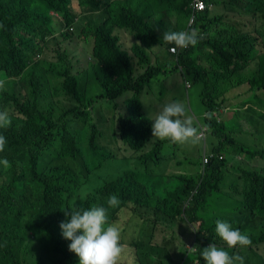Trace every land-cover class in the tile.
I'll return each mask as SVG.
<instances>
[{
  "label": "trees",
  "instance_id": "obj_1",
  "mask_svg": "<svg viewBox=\"0 0 264 264\" xmlns=\"http://www.w3.org/2000/svg\"><path fill=\"white\" fill-rule=\"evenodd\" d=\"M204 1L206 10L190 27L193 0L140 1L153 19L161 12L168 19L172 11L179 22H171L169 30L198 31L196 46L171 54L173 44L155 43L149 27L118 10L121 0H80L92 15L78 23L71 0H0V80L6 81L0 110H9L12 121L0 129L7 138L0 160L10 162L9 167L0 164V264H72L71 241L59 227L70 218L61 209L74 201L85 208L108 207L111 195L120 200L108 209L112 220L127 209L139 217L140 209L153 215V220L141 221L131 243L132 258L124 263L121 256L119 264H206L201 253L210 244L243 256L245 264H264V162L255 167L241 163L245 152L234 148L230 135L211 142L209 151L204 145L201 159L216 157L205 176L142 179V164L166 144L146 151L153 118L141 99L156 76L169 72L159 58L182 76L185 86L191 81L200 88L204 112L210 114L204 119L213 130L204 144L209 135L225 130L212 113L231 88L248 83L264 89V0ZM52 12L59 18L62 39H73L69 28L75 26L95 42L92 59L75 72L61 54L58 61L41 57L53 41ZM245 20L253 21V27L242 33L233 23ZM121 29L139 42L134 44L136 57L124 48ZM158 46L165 53L153 52ZM234 120L242 121L238 114L229 123ZM246 120L256 124L254 135L261 132L257 118ZM109 138L124 142L131 154L121 157ZM260 141L264 144V137ZM232 161L237 165L226 172ZM219 176L220 185L214 183ZM82 191L87 195L80 200ZM217 219L247 233L252 244L228 248L215 232Z\"/></svg>",
  "mask_w": 264,
  "mask_h": 264
},
{
  "label": "rangeland",
  "instance_id": "obj_2",
  "mask_svg": "<svg viewBox=\"0 0 264 264\" xmlns=\"http://www.w3.org/2000/svg\"><path fill=\"white\" fill-rule=\"evenodd\" d=\"M140 1L141 0H121L118 10L124 12L126 15H131L138 18L139 22H142L143 27L150 28L153 41L155 43H163L161 39L162 33L171 28V22H179L178 18L174 16L172 11H169L170 16L168 19L163 17V12H161L155 19H153L145 10H143ZM72 6H74L77 13H81V9L78 6V0L72 2ZM218 10L222 11L223 5H221ZM54 16L56 20V26H58L59 18L56 15ZM233 24L237 25L239 31H242V33H247V31H249L253 27L252 24L249 25L244 21L234 22ZM256 27L260 28V25L256 24ZM262 31L264 34V29H262ZM120 34H122L123 43L127 44V46L131 47L134 44H137V40L135 38L130 39V36L132 35L129 33V31L121 29V31H118V35ZM94 44L95 42L93 39L87 40L86 38L75 36L73 39L65 41L64 39L60 38L59 35H57L56 41H52L45 47L43 54H41V57L56 60V51L58 49H60L61 51H65L68 55V60L72 61L74 64L75 72V69L77 67L86 65L87 59H92L91 54L94 49ZM153 52L163 54L165 53V48L158 46L154 48ZM159 61L161 65L164 66V70H169V72H161L158 76H156L152 81L149 92L141 96V99L146 104V107L143 110L146 112L149 118L153 116L155 117L157 113L154 114V107H163V105L166 103L176 101L174 99L175 96H179V98L182 99L185 94L187 99H182L179 101L183 102L188 100L191 103L194 109V113H191V117L193 118L194 123L198 126V120L202 122V114L200 113L198 108H202V110L204 111V106L200 97V88L196 86L192 87L193 83L191 81V88H187V86L182 83L180 75L178 73L175 74L174 72H171V65L165 66L166 61H164L162 58H159ZM238 99L243 103L234 108V110L242 121L240 122V124L237 120L229 123L226 118V112L220 111L217 115L219 121L225 124V130L220 131L218 135L208 136L206 141V150L209 151V145L211 142H215L216 144V142H218L219 139L222 138L226 133L227 135H230L234 148H242V151L245 152V154H240V162L243 163L247 161L253 167H255L257 166L256 162H264V144H262L260 141V138L264 137V133L261 129V127H264V91L252 89L250 85L247 84L246 90L238 94ZM234 100L235 98H230L225 103V106L230 107L232 104H234ZM65 102L67 103V101ZM122 111L126 113L127 108H123ZM250 117L258 119V126L261 132L257 135H254L256 124H252V121L250 123L248 120H246ZM109 141L113 140L109 138ZM161 141L164 140H160L155 137L153 138L151 134L150 143H148L146 151H152L154 146ZM111 147L115 150H118L121 157L131 154V152L128 151V146L122 141H113L111 143ZM203 152V141H200L196 145L178 144L177 146H172L166 143L164 146H162L159 153H157L156 155L151 154L150 160L142 164L141 172L143 173V182H146L151 178H155L154 175H156L157 177L165 175V179L178 174L195 175L196 173H199L201 175H205L206 173H208L210 168L201 167V158L203 156ZM223 152L229 155L227 149L223 150ZM158 154L159 157H161L160 162L157 160ZM259 154H261L262 156L259 157ZM249 156H252V159L248 160ZM234 165L237 164L232 161L231 164L226 165L225 168L226 170L230 171ZM113 173L116 172L114 171ZM215 182L218 185L221 184L218 180H215L214 183ZM139 213L142 214L143 217H139L138 215L134 214L131 209H127L123 211L120 216L119 223L122 228H125L127 230V241H131L133 236H137L139 231L137 223H139V219L141 221H144V219L153 220V215L151 213H146L144 209H140ZM143 224L148 227L146 223L143 222ZM126 245L127 253L123 260L124 263H127L132 258L133 253V249L129 247V244ZM72 264H79V260L74 261Z\"/></svg>",
  "mask_w": 264,
  "mask_h": 264
},
{
  "label": "clouds",
  "instance_id": "obj_3",
  "mask_svg": "<svg viewBox=\"0 0 264 264\" xmlns=\"http://www.w3.org/2000/svg\"><path fill=\"white\" fill-rule=\"evenodd\" d=\"M72 2H75V0H71V8L75 11V14L78 15L76 23H78L80 19L92 15V13L86 12L84 8H82L80 0H78V6L81 9V13H77L74 6H72ZM51 16L53 17L52 25L54 28V36L50 39L56 41L57 35L61 38L60 23L56 26L53 12ZM89 25V20H86V27L88 29ZM69 30L80 38H84L89 34H81L75 26H71ZM161 39L166 44H173L168 49L169 53L179 54L181 50L190 48V46L194 47L198 44L199 33L195 28L181 31L167 30L162 33ZM123 46L126 50L130 48V46L124 43ZM172 47H174L172 49L173 51L178 49V52L172 53L170 51ZM59 54L63 55L65 62L72 67L71 69L73 72L75 68L74 64L72 61L68 60V55L65 51L58 49L56 51L57 59L52 61H58ZM37 56H39V54ZM156 63L157 61L153 62L152 60V64ZM245 73L249 75V72ZM5 84L6 81L0 80V90L5 89ZM187 88H190V82L187 83ZM260 90L264 91V89ZM124 99L125 98H122L120 100L122 103V110L125 107L127 108L126 104L123 103ZM220 108L212 113L216 121H219L217 113L220 111ZM188 111L189 106L185 102L183 103L179 100L166 103L163 107H159L156 111L157 114L155 113V117H151L153 118L152 131L148 140L150 141V136L152 134L153 138L164 140L161 142H165L172 146H177L178 144L196 145L200 141L204 142L206 134L208 132L213 133L212 128L208 126L207 121L204 119V117L208 115L210 118L209 112H203L202 122L198 120V127L194 123L193 118L188 115ZM11 122L9 110H0V129H6L11 125ZM202 130H204V135ZM6 144L7 138L0 134V152L4 151ZM214 162L215 159L207 164L206 167L209 168ZM0 164H3L5 167L10 166V162L6 158L0 160ZM201 167H203V159H201ZM86 195L87 193L82 191L80 200H83ZM119 204V198L116 195H111L107 200L108 207L92 205L85 208L82 205L77 206L74 201L71 206L61 209L64 211L65 216L70 218L66 221H62L59 227L63 238L71 241L68 248L69 251L72 252L71 259L73 262L79 260V264H119L121 256H125L127 253L126 244H129V247L133 248L131 243L138 237L141 230V220L139 219V223H137L139 227L137 236H133L131 241H127V230L120 225V216H118V220H112L108 211L109 208L117 207ZM215 232L228 248L237 246L243 248L252 244V240L247 233L242 232L239 228H234L231 223L225 220L217 219L215 221ZM191 245L192 244H190V246ZM201 256L206 264H245L243 256L238 254L230 255L225 248L218 247L216 244H210L204 247Z\"/></svg>",
  "mask_w": 264,
  "mask_h": 264
},
{
  "label": "crops",
  "instance_id": "obj_4",
  "mask_svg": "<svg viewBox=\"0 0 264 264\" xmlns=\"http://www.w3.org/2000/svg\"><path fill=\"white\" fill-rule=\"evenodd\" d=\"M202 13V12H201ZM201 13H195L194 12V8H193V5H192V9H190L189 10V16H188V26L190 27L191 26V23H192V18H193V16H199ZM200 17V16H199ZM244 22H247L249 25H251V24H253V21H247V20H245ZM134 50H135V47H134V45L133 46H131L130 48H128V51L133 55V56H135L136 57V53L134 52ZM133 51V52H132ZM154 61H156V57H154L153 56V62ZM245 72H249V70H248V68H246V70H245ZM181 78H182V76H181ZM246 88H247V84H243V85H241V86H239V87H236V88H233V89H231L228 93H227V95H226V98H225V100H224V102L222 103V106H224V107H222L221 106V108H220V111L222 112H226V115H227V121H232V119H233V115L234 114H237V113H235V110H234V108H236L237 106H239L241 103H243L241 100H239L238 99V94H240V92H242V91H244V90H246ZM230 98H235V100L233 101V103L234 104H232L230 107H226L225 106V103L230 99ZM183 102H185L188 106H189V111H188V115H190L191 116V113H194V109H193V107H192V105H191V103L187 100V101H183ZM155 109V111H154V114L156 113V111L158 110V108L159 107H154ZM198 110L200 111V113L203 115V110H202V108H198ZM220 111H218V113L220 112ZM217 113V114H218ZM210 134H211V132H209ZM205 148L207 149V147H206V142H205ZM210 149V148H209ZM226 172H228V170L226 171ZM216 175H218V174H216ZM227 175V174H226ZM220 177L221 176H219V177H217V180H220Z\"/></svg>",
  "mask_w": 264,
  "mask_h": 264
},
{
  "label": "built area",
  "instance_id": "obj_5",
  "mask_svg": "<svg viewBox=\"0 0 264 264\" xmlns=\"http://www.w3.org/2000/svg\"><path fill=\"white\" fill-rule=\"evenodd\" d=\"M192 5H193V8H194V12L195 13L204 12L206 10V8H207V4L205 3L204 0H193ZM196 20H197V16L195 15L192 18L191 26L195 24ZM173 48L174 47H172L170 49V51L172 53L178 52V49H176L175 51H173L172 50ZM202 132H203V135H204V130H202ZM213 159H216V157L213 154H211L207 158L203 159V167H206V165L209 164ZM220 159H222V158H220Z\"/></svg>",
  "mask_w": 264,
  "mask_h": 264
}]
</instances>
